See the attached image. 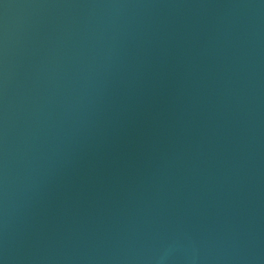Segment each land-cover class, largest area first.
<instances>
[{
	"label": "water",
	"instance_id": "95a60500",
	"mask_svg": "<svg viewBox=\"0 0 264 264\" xmlns=\"http://www.w3.org/2000/svg\"><path fill=\"white\" fill-rule=\"evenodd\" d=\"M0 264H264V0H0Z\"/></svg>",
	"mask_w": 264,
	"mask_h": 264
}]
</instances>
